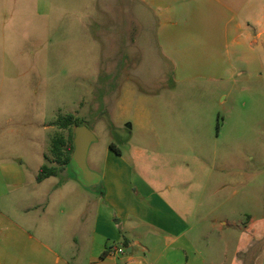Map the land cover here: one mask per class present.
Listing matches in <instances>:
<instances>
[{
	"label": "rangeland",
	"instance_id": "1",
	"mask_svg": "<svg viewBox=\"0 0 264 264\" xmlns=\"http://www.w3.org/2000/svg\"><path fill=\"white\" fill-rule=\"evenodd\" d=\"M252 1L264 14V0ZM259 55L260 75L236 84L178 81L138 0H0V171L21 175L20 203L28 202L23 193L39 200L57 186L64 174L35 188L29 175L58 165L51 143L73 133L75 125L56 124L68 114L95 135L91 170L103 169L110 143L137 168L165 169L181 185L184 174L202 185L214 160L218 175L228 169L226 202L201 212L246 226L223 227L229 262L238 248L245 264H260L264 235L252 260L246 252L252 228L264 226V45ZM64 168L74 172L70 161ZM11 182L0 176L9 191L3 199ZM250 216L259 222L251 225ZM198 227L216 240L208 223Z\"/></svg>",
	"mask_w": 264,
	"mask_h": 264
},
{
	"label": "crops",
	"instance_id": "2",
	"mask_svg": "<svg viewBox=\"0 0 264 264\" xmlns=\"http://www.w3.org/2000/svg\"><path fill=\"white\" fill-rule=\"evenodd\" d=\"M251 1L138 0L154 17L159 52L171 63L176 80L233 84L260 75L263 64L259 47L264 45V14ZM104 160L101 171L92 170L99 180L91 188L66 168L41 181L38 170L32 172V188L64 176L39 200L23 193L27 203H20L21 175L0 171L12 180L6 199L9 191L0 188V264H245L237 257L238 248L233 250L235 260L228 259L223 227L235 222L201 212L226 202L228 169L220 166L218 175L213 160L202 185L191 183L187 174L180 177L185 182L181 185L165 169L155 173L137 168L110 144ZM248 221L259 222L251 216ZM204 223L217 234L214 242L210 232L200 227L197 232ZM261 235L264 226L252 228L249 260ZM111 245H122L125 252L107 255Z\"/></svg>",
	"mask_w": 264,
	"mask_h": 264
},
{
	"label": "trees",
	"instance_id": "3",
	"mask_svg": "<svg viewBox=\"0 0 264 264\" xmlns=\"http://www.w3.org/2000/svg\"><path fill=\"white\" fill-rule=\"evenodd\" d=\"M56 124L60 127L66 128L70 125L81 124V122L73 114H68L66 116H60ZM72 140V129L70 130V133L67 137L59 135L53 138L50 150L55 157L58 165L42 164L39 167L36 175L37 181H41L49 176L57 175L59 171H61L66 165H68L73 151ZM110 147L116 152H119V149L113 143H110Z\"/></svg>",
	"mask_w": 264,
	"mask_h": 264
},
{
	"label": "water",
	"instance_id": "4",
	"mask_svg": "<svg viewBox=\"0 0 264 264\" xmlns=\"http://www.w3.org/2000/svg\"><path fill=\"white\" fill-rule=\"evenodd\" d=\"M93 132L83 124L75 125L73 129V151L70 164L74 168V174L79 183L91 188L92 184L99 180L98 174L87 165V153L90 144L95 140Z\"/></svg>",
	"mask_w": 264,
	"mask_h": 264
},
{
	"label": "built area",
	"instance_id": "5",
	"mask_svg": "<svg viewBox=\"0 0 264 264\" xmlns=\"http://www.w3.org/2000/svg\"><path fill=\"white\" fill-rule=\"evenodd\" d=\"M124 252H125L124 246H122V245H120V246L119 245H111L110 247L107 248L106 254L115 256V255H118V254H121Z\"/></svg>",
	"mask_w": 264,
	"mask_h": 264
}]
</instances>
